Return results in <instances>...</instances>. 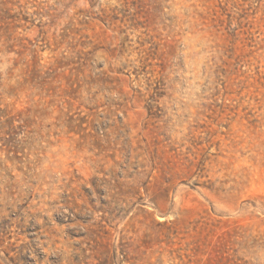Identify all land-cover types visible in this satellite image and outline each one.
Wrapping results in <instances>:
<instances>
[{"label":"rangeland","instance_id":"1","mask_svg":"<svg viewBox=\"0 0 264 264\" xmlns=\"http://www.w3.org/2000/svg\"><path fill=\"white\" fill-rule=\"evenodd\" d=\"M0 264H264V0H0Z\"/></svg>","mask_w":264,"mask_h":264}]
</instances>
